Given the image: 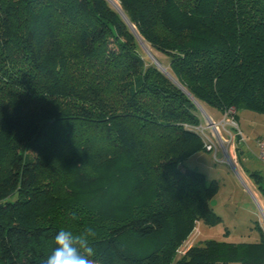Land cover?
<instances>
[{"label":"trees","instance_id":"1","mask_svg":"<svg viewBox=\"0 0 264 264\" xmlns=\"http://www.w3.org/2000/svg\"><path fill=\"white\" fill-rule=\"evenodd\" d=\"M116 1L127 20L109 0H0V264H43L71 228L59 189L117 159L132 205L86 221L105 226L90 238L94 264H264L261 229L255 242L204 240L173 260L195 221L220 219L213 184L183 163L206 150L185 91L220 115L264 113V0ZM161 232L143 253L120 243Z\"/></svg>","mask_w":264,"mask_h":264},{"label":"rangeland","instance_id":"2","mask_svg":"<svg viewBox=\"0 0 264 264\" xmlns=\"http://www.w3.org/2000/svg\"><path fill=\"white\" fill-rule=\"evenodd\" d=\"M154 55L165 60L159 52ZM214 110L205 111L219 122L222 118L220 112ZM235 113L236 122L228 116L227 124L218 125V130L208 128L207 133L214 144L212 151L201 149L183 161L187 167L202 172L207 184H213L215 194L210 206L220 219L213 224L195 221L191 231L176 247L173 260L182 256L190 246L202 245L204 240L255 242L259 239L257 229L264 231V162L257 157V141L264 138V113L247 109H237ZM237 129L241 135L234 134ZM229 134L233 137L227 141ZM224 149L228 150L236 170L227 162ZM124 168L123 159L88 166L84 168L85 180L73 177L70 173L73 168L70 169V182L59 189L60 196L65 195L69 204L64 205L58 215L71 227L68 230L79 234L91 227L86 221L93 216L110 220L130 212L129 179L120 178ZM252 174L259 175L261 182H257ZM143 198V193L136 195L135 203L147 204ZM99 223L94 235L103 232L104 223ZM162 239L163 232L145 239L125 235L120 243L127 250L143 253Z\"/></svg>","mask_w":264,"mask_h":264},{"label":"clouds","instance_id":"3","mask_svg":"<svg viewBox=\"0 0 264 264\" xmlns=\"http://www.w3.org/2000/svg\"><path fill=\"white\" fill-rule=\"evenodd\" d=\"M94 235L91 227L79 234L60 230L54 237V246L43 264H94L95 249L90 244Z\"/></svg>","mask_w":264,"mask_h":264},{"label":"built area","instance_id":"4","mask_svg":"<svg viewBox=\"0 0 264 264\" xmlns=\"http://www.w3.org/2000/svg\"><path fill=\"white\" fill-rule=\"evenodd\" d=\"M234 113H235L234 108L230 107V108L226 109L221 115L222 118L219 120V122H217V121H214L215 119L212 116H209L207 113H206V115H203V113L201 112V114L204 117V121L202 123H200L196 126H192V127L201 135L202 140L204 142L205 149H207L208 151H212L214 149L213 141L211 140L209 134L207 133L208 128H213L215 130H218V125L224 126L225 124H227L228 116H231L233 118V121H235L234 117H233ZM236 133L241 135V131L239 129H237V131L234 132V134H236ZM232 137L233 136L229 134V140H227V141H230ZM224 153H225V156H226L225 158H226L227 162L232 163L231 158L229 157L228 150L224 149ZM257 157L262 162H264V138H260L257 141Z\"/></svg>","mask_w":264,"mask_h":264},{"label":"water","instance_id":"5","mask_svg":"<svg viewBox=\"0 0 264 264\" xmlns=\"http://www.w3.org/2000/svg\"><path fill=\"white\" fill-rule=\"evenodd\" d=\"M110 1V0H109ZM111 2V1H110ZM116 8V7H115ZM117 9V8H116ZM117 10H119V12L123 15V17L127 20V18H126V16H125V14H123V12L121 11V9H117ZM130 24V23H129ZM130 26L134 29V27H133V25H131L130 24ZM134 32L136 33V36H137V38H138V40H139V43L141 44V46L144 48V50L146 51V53L148 54V56L152 59V61L167 75V76H169L174 82H176L178 85H179V83L177 82V80L175 79V78H173L170 74H169V72L165 69V68H163L162 66H161V64H160V62H159V60L155 57V55L150 51V50H148V48L145 46V44H144V42L141 40V38L139 37V35L137 34V32L135 31V29H134ZM184 91H185V89L181 86V85H179ZM193 100H194V102L196 103V106L198 107V109L200 110V112H202L203 113V115H206V112H205V110H204V108L187 92V91H185ZM231 165H232V167H233V169L234 170H236L235 169V167L233 166V164L232 163H230Z\"/></svg>","mask_w":264,"mask_h":264},{"label":"bare ground","instance_id":"6","mask_svg":"<svg viewBox=\"0 0 264 264\" xmlns=\"http://www.w3.org/2000/svg\"><path fill=\"white\" fill-rule=\"evenodd\" d=\"M111 1V3L114 5V7H116L117 9H120V5H119V3L116 1V0H110ZM144 42V41H143ZM145 46L147 47V45L145 44ZM148 48V47H147ZM148 50H150L149 48H148ZM161 64V63H160ZM161 66L163 67V68H165L162 64H161ZM166 69V68H165ZM233 163V162H232Z\"/></svg>","mask_w":264,"mask_h":264},{"label":"crops","instance_id":"7","mask_svg":"<svg viewBox=\"0 0 264 264\" xmlns=\"http://www.w3.org/2000/svg\"><path fill=\"white\" fill-rule=\"evenodd\" d=\"M262 137V136H261Z\"/></svg>","mask_w":264,"mask_h":264}]
</instances>
